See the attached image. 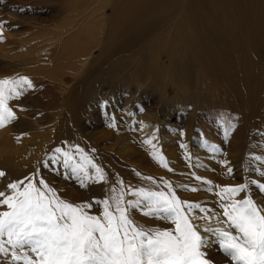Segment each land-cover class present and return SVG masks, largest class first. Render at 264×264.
<instances>
[{
    "label": "rangeland",
    "instance_id": "obj_1",
    "mask_svg": "<svg viewBox=\"0 0 264 264\" xmlns=\"http://www.w3.org/2000/svg\"><path fill=\"white\" fill-rule=\"evenodd\" d=\"M108 1L0 0V79L27 77L33 84L8 101L17 119L0 127V171L6 173L0 191L14 181L26 185V178H42L59 198L93 202L90 214L101 215L102 202L118 181L132 189L165 191L167 181L181 200L220 215L218 186L246 183L248 189L236 199L249 196L264 210V191L252 183H264V159H255L264 158V0ZM184 5L182 19H173L168 27L174 11ZM96 9L101 10L90 16ZM69 22L73 34L91 25L89 36L74 38L71 30L65 31ZM182 24L193 35L185 34V45L170 56L163 40L178 34ZM75 39L76 48H86L90 55L72 73V50L63 45ZM76 146L103 168L104 182L88 180L82 186V175L65 168L62 158L51 162L60 157L56 148L75 153ZM145 204L130 210L136 224L174 227L144 216ZM196 223L210 241L204 249L207 259L234 264L218 247L217 237L203 232L209 225ZM211 226L221 225L212 221ZM0 264H10V257L0 256Z\"/></svg>",
    "mask_w": 264,
    "mask_h": 264
},
{
    "label": "snow or ice",
    "instance_id": "obj_2",
    "mask_svg": "<svg viewBox=\"0 0 264 264\" xmlns=\"http://www.w3.org/2000/svg\"><path fill=\"white\" fill-rule=\"evenodd\" d=\"M24 86L33 87L27 77L0 79V127L17 119L8 101L19 98V89ZM55 152L60 157L50 158L51 162L62 158L65 168L70 167L78 178L82 175V186H86L84 181L106 180L103 168L79 146L75 147L78 161L75 153L61 148ZM158 159L162 166L168 167L163 156ZM232 171L229 167L228 174ZM5 175L0 171V177ZM194 178L211 183L199 176ZM26 179V185L24 181H14L7 185L6 191H0V207L7 209L0 211V256L10 257V264H212L204 251L210 241L202 235L197 221L209 225L203 232L217 237L218 247L234 264H264V210L249 196L236 199L248 189L246 183L218 186L220 191L216 195L222 213L216 215L200 203L181 200L167 181L165 191L132 189L120 180L118 187L111 188L112 195L103 200L102 214L92 215L89 210L93 202H66L44 179L38 182ZM144 179L153 181L152 177ZM252 183L264 191V183ZM180 187L199 190L187 185ZM126 195L139 199L126 200ZM142 201L147 208L142 210L144 216L170 221L174 227L145 229L136 224L130 210H135ZM212 221L221 226L212 227Z\"/></svg>",
    "mask_w": 264,
    "mask_h": 264
},
{
    "label": "bare ground",
    "instance_id": "obj_3",
    "mask_svg": "<svg viewBox=\"0 0 264 264\" xmlns=\"http://www.w3.org/2000/svg\"><path fill=\"white\" fill-rule=\"evenodd\" d=\"M182 2L184 1V0H181ZM190 0H187V2H189ZM102 2H104V5H107L108 3H109V1L108 0H102ZM185 2H186V0H185ZM103 5V7L102 8H104L105 6ZM119 6V5H118ZM101 8V9H102ZM151 7H148L147 8V10H149ZM101 9H96V10H94L93 12H92V14L90 15V16H94V13L97 11V12H99V10H101ZM122 9V5H120V10ZM178 9V8H177ZM176 10V9H175ZM187 10V7H186V5H184L183 7H181V9H179V10H177V11H174V15L172 16V17H170L172 20V22L170 21V22H168L169 23V26L168 27H171V25L174 23V20L173 19H176L177 18V20H179V19H182V17H183V11L185 12ZM120 12V11H119ZM119 16V15H118ZM121 16H122V14H121ZM98 17L99 18H101V20L104 18L103 17V15H102V13H100L99 15H98ZM77 23V21H74V25ZM184 23V22H183ZM72 27H73V24L71 23V22H69V24H68V26L65 28V31H67V30H71L72 31V34H73V32H74V30H72ZM186 27H188V26H183V24H182V26H181V30H180V32L178 33V34H175V35H171L170 37H165L164 38V40H163V44H164V46H165V48L166 49H168L169 50V55L171 56V55H174L179 49H180V46L183 44V45H185V34H189V36L190 37H192V35H193V32H190L189 30L187 31V32H185V28ZM64 30V29H63ZM90 31H91V25H83L81 28H80V30L75 34H73V36H75L74 38H78V39H81V38H83L84 36L86 37V36H89V33H90ZM114 33H115V31L113 30V28L111 29V34H110V36H109V39H108V41H109V47H110V45H112V43L114 42V41H110V40H113V35H114ZM73 36H71V37H73ZM60 37V36H59ZM198 37V36H197ZM60 38H62V37H60ZM187 38V37H186ZM189 38V37H188ZM158 40V39H157ZM197 40V39H196ZM154 41V39L151 41V42H153ZM192 41V40H191ZM61 42V41H60ZM65 43H64V47L63 48H67L69 45H70V52H71V50H72V52H71V55H72V60H71V66L70 67H72L71 69L70 68H68V69H70L71 70V72L72 73H75V72H79L80 71V68H79V66L81 67V65H85V62H83V63H81V62H79L80 61V59H82V60H86L88 57H89V55H90V52H87V49L86 48H76V42H77V39H75L73 42H66V41H64ZM160 41H158L157 42V44L159 43ZM189 42V41H188ZM202 42V41H201ZM63 43V42H62ZM108 43V42H107ZM107 45V44H106ZM191 45V44H190ZM185 47V46H184ZM190 47V46H189ZM194 46H192L191 48H193ZM196 47V46H195ZM143 48V47H142ZM141 47H140V49H142ZM146 48V47H145ZM144 48V49H145ZM182 48V47H181ZM188 48V47H187ZM62 49V48H61ZM139 49V50H140ZM147 49V48H146ZM151 49V48H150ZM183 49V48H182ZM181 49V50H182ZM184 49H186V48H184ZM183 49V50H184ZM63 50V49H62ZM66 50V49H65ZM68 50V49H67ZM66 50V51H67ZM148 50H149V48H148ZM153 50V49H152ZM151 50V51H152ZM190 50V49H189ZM144 51H146V50H144ZM192 51V50H191ZM149 52V51H148ZM181 52V51H180ZM184 52V51H183ZM68 54H69V52H67ZM66 53V54H67ZM179 53V52H178ZM65 54V53H64ZM151 54H157V53H155V52H153V53H151ZM150 53H149V55H151ZM154 55H153V57H154ZM159 55V54H158ZM176 55V54H175ZM181 55H183L182 53H181ZM177 56V55H176ZM184 56V55H183ZM65 57V56H64ZM66 58V57H65ZM148 58H149V56H148ZM181 58V57H180ZM172 59V58H171ZM174 59V58H173ZM184 58H182V60H183ZM153 60V59H152ZM157 60V59H156ZM181 60V61H182ZM178 61V60H177ZM186 61V60H185ZM174 62V61H173ZM179 63V62H178ZM65 64H67V62L65 63ZM148 64V63H147ZM174 64L176 65V63L174 62ZM180 64V63H179ZM75 65V66H74ZM188 65V64H187ZM200 65V64H199ZM67 67V66H66ZM173 68H175V66H173ZM145 69V68H144ZM145 71H147V70H145ZM172 72V71H171ZM115 73V69H112V70H110V72H109V75L111 76H113V74ZM175 77V76H174ZM194 81H196V80H194ZM195 84H196V82H195ZM226 118V117H225ZM147 125L148 126H150V128H151V125H150V123H147ZM148 126H146L145 124H144V128H147L148 129ZM149 130V129H148ZM164 140V139H163ZM5 152H7V149L5 150ZM1 154H3V149L1 148V146H0V155ZM202 188V187H201Z\"/></svg>",
    "mask_w": 264,
    "mask_h": 264
}]
</instances>
